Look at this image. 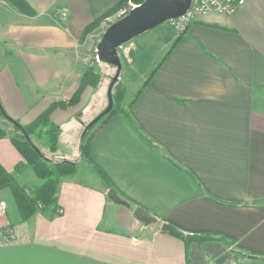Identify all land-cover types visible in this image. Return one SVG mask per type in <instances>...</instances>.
<instances>
[{"label": "crops", "instance_id": "1", "mask_svg": "<svg viewBox=\"0 0 264 264\" xmlns=\"http://www.w3.org/2000/svg\"><path fill=\"white\" fill-rule=\"evenodd\" d=\"M24 1L28 12L0 0V105L20 125L77 88L91 41L80 40L83 29L121 0ZM177 37L160 24L129 41L130 58L161 61ZM157 67L126 114L97 131L87 158L81 144L77 157L61 144L100 107L85 110L83 92L77 105L51 113L62 129L57 150L43 139L37 147L78 161L76 170L59 182L55 213L22 220L9 189H0L8 206L0 224L19 233L0 245V264H264V0L192 23ZM2 142L0 164L16 173L20 154L10 138ZM19 175L26 188L41 182L30 169ZM134 207L157 223L138 221ZM162 222L213 240L186 244Z\"/></svg>", "mask_w": 264, "mask_h": 264}, {"label": "trees", "instance_id": "2", "mask_svg": "<svg viewBox=\"0 0 264 264\" xmlns=\"http://www.w3.org/2000/svg\"><path fill=\"white\" fill-rule=\"evenodd\" d=\"M10 1L14 5H16L19 9L21 8L27 11L28 7L24 0H10ZM126 1L127 0H121L116 5V7L123 5L124 3H126ZM131 1L139 4L142 3L144 0H131ZM95 22H97V19L91 22L90 24H88L83 29L80 37L81 41L84 40L85 36L89 32V30L94 26ZM183 35L184 33L178 35V37L170 46L166 54L162 57L159 64H161V62L166 58V56L173 49V47L182 39ZM157 68L158 67L150 71L149 75L143 82V85L134 95L133 100L130 103L131 105L139 97L145 86L149 84L150 80L156 73ZM98 76L99 75H97L95 72H93L90 69L85 70L77 85V88L72 92L71 96L67 100L51 102L48 105V107L45 110H43L41 113H39L32 122L26 125H21L23 131H21L19 128L13 125L20 134L17 139H13L11 140V142L15 147V149L20 154L24 162V163L19 162L16 165L15 171L16 172L20 171L21 167L23 168L25 166L24 164H28L34 176L41 180L39 185L33 187L31 190H28L26 187L19 184L14 179L12 174L7 172L0 164V188L8 187L10 189L22 220H26L30 218L38 210L44 211L50 209L51 211H53V213L57 212L56 193L59 186V182L62 178L73 174L78 164V161H69L63 158L55 157L54 155L43 153L41 149H39L32 142L35 145L34 148L33 145L27 141L24 134L28 135L29 137L31 135H36L37 137L42 138L50 153H55L57 150L58 136L61 133L62 129L58 124L50 120L51 113L55 109H66L68 107L75 105L79 101L83 89L88 85H95L99 79ZM117 81L112 88L113 100L115 98L114 87L117 85ZM0 116L4 117L2 115L1 110H0ZM109 121L110 120L106 121L100 127V129ZM91 142L92 140L87 144L82 143L80 145L81 157H85V158L88 157ZM36 148L38 151L36 150Z\"/></svg>", "mask_w": 264, "mask_h": 264}, {"label": "rangeland", "instance_id": "3", "mask_svg": "<svg viewBox=\"0 0 264 264\" xmlns=\"http://www.w3.org/2000/svg\"><path fill=\"white\" fill-rule=\"evenodd\" d=\"M136 4H138V3H136ZM123 5H120L117 7L115 6L112 9L105 12L104 14H102L97 19V22H95L94 26L89 30V32L85 36V38H86L87 36L91 35L90 46H89L87 56H86V60H85V70L90 69L93 72H95L97 75H99L98 76L99 79H98L97 83L95 85L86 86L81 93V95H82V94H84L83 92H85V94H84V99L86 100V104L84 106L85 110L94 104L96 107L97 106L100 107V109L102 111L107 106V87H108V84L110 82L111 77L115 73V67L112 65H108V64L99 62L96 59L97 58L96 57V45L99 42V40H100L103 32L107 28V26L110 25L115 20H118L119 18H121L123 16L117 17L115 20L110 21L111 23H109L107 26L105 25V23H107L109 21H106L105 19L108 17H112L115 14V12ZM61 13H63V15H65L66 11L62 9ZM130 47H131V43L127 42L118 48V55H119L121 63H122V69H121V72H120V75H119V78L117 81V85L114 87L115 98L113 100L112 108L110 109V111L108 113H106L104 116H102L92 127H90L87 130V132L84 133V135L81 132L80 136L74 137L75 138L74 139L72 136L67 134L66 137L68 138V141L65 144H61L62 149L65 147H68V146L74 147V148L76 147L77 148L76 149V151H77L76 157H77L79 154L78 146L82 143L87 144L91 140H93V138L97 134V131L100 129V127L106 121L110 120V118L114 117L116 114H119V113L126 114V111H128V108L131 106L130 103L133 100L134 95L141 88V86L143 85V82L145 81V79L147 78V76L149 75V73L151 71V70L145 69V65L146 64H147V66L150 64L154 65L153 67L150 66L153 70L157 67V65L160 62L157 60H159L161 58V57H159V59H157V57H156L157 60H155L152 63H148L147 61H148V58L150 57V55H145V56H141L142 61L133 62V59H131L130 55H129V48ZM165 53H166V51L164 53H162L161 55L164 56ZM85 70H84V72H85ZM93 80H94V78H93ZM81 95H80V97H81ZM78 103H79V101L75 105H77ZM75 105H73V106H75ZM73 106H71V107H73ZM102 111L97 113V115H94L95 117H92V118L95 119ZM54 115L57 116L58 113L56 112ZM109 115H111V116H109ZM57 118H59V115L57 116ZM89 118H91V117H88L86 120H88ZM92 118L88 120L87 124L93 120ZM19 134L20 133L15 129V127L10 122H5V121L0 120V140L5 139V138L6 139L10 138V143L12 144L11 140L17 139ZM30 139L32 140V142L36 146H40V144L42 145V142L40 141L42 138L37 137L36 135H31ZM6 145H7V142H6ZM11 147L12 148H10V151H14V153H16V155H18L16 149H14L15 147L13 146V144L11 145ZM3 149H4V146H3V142H2V143H0V154L3 153ZM20 158H21V156H20ZM21 162L24 163L23 160L20 161V163ZM16 165L13 168V171L15 170ZM24 165L25 166L23 168L21 167L20 171H18V172L15 171L16 173H14V172L10 173V174H12L14 179L19 184H20V182L22 183L24 180L29 182L27 176H23V175L22 176L21 175L16 176L17 173L25 174V170L30 169V166L28 164H24ZM30 171H31V169H30ZM31 173L33 174L32 171H31ZM31 187H32V185H27V188L29 190L31 189ZM5 188L9 189L8 187H5ZM0 189H4V188H0ZM9 191H10V189H9Z\"/></svg>", "mask_w": 264, "mask_h": 264}, {"label": "water", "instance_id": "4", "mask_svg": "<svg viewBox=\"0 0 264 264\" xmlns=\"http://www.w3.org/2000/svg\"><path fill=\"white\" fill-rule=\"evenodd\" d=\"M190 3L191 0H144L138 6L132 8L126 15L107 26L96 45V57L99 62L114 66L115 73L111 77L107 87L106 108L85 126L83 134L112 108V88L118 80L122 69V63L118 55V48L138 35L165 23L167 20L183 15L188 9ZM0 110L2 115L6 117L5 119L23 131L22 126L16 120L8 117L4 113L1 105ZM24 136L35 148V145L32 143L30 137L26 134H24ZM107 196L113 202L127 208H131L130 204L120 198L113 189H109L107 191ZM132 213L138 221L144 223L145 225L157 223V219L141 207H134L132 209ZM160 229L162 231L173 233L177 236H182L186 244L213 240L212 237L206 235L183 233L174 225L167 222H162L160 224Z\"/></svg>", "mask_w": 264, "mask_h": 264}, {"label": "built area", "instance_id": "5", "mask_svg": "<svg viewBox=\"0 0 264 264\" xmlns=\"http://www.w3.org/2000/svg\"><path fill=\"white\" fill-rule=\"evenodd\" d=\"M246 2L247 0H191L188 9L183 15L169 19L166 23L175 34H183L192 23L197 22L208 14L215 13L223 16H230L243 7ZM138 5L139 4L131 0H127L126 3L115 12L113 15L114 17L112 16L105 19L109 21L105 23V25L107 26L111 23L110 21L115 20L117 17L126 15L132 8ZM7 208L6 200L0 199V219L6 216ZM18 234V228L16 226L7 223L0 224V245L18 241Z\"/></svg>", "mask_w": 264, "mask_h": 264}]
</instances>
